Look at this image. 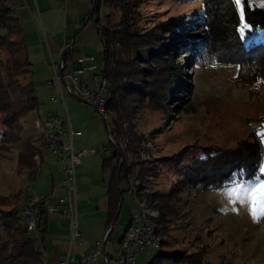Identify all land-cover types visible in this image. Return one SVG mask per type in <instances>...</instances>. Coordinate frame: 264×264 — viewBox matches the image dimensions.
<instances>
[{
  "label": "rangeland",
  "instance_id": "374dc122",
  "mask_svg": "<svg viewBox=\"0 0 264 264\" xmlns=\"http://www.w3.org/2000/svg\"><path fill=\"white\" fill-rule=\"evenodd\" d=\"M37 1L38 4L36 0H10L8 3L9 14L17 18L16 21L22 29L38 106L20 119L16 128L17 137L11 135L7 143L0 145V208L3 210L15 206L23 209L26 198L32 191L45 195L47 200L52 202V178L54 177L57 186L59 182L61 184V177L53 166L57 157L44 149L41 133L35 123L37 119L44 120L49 111L57 108L50 100L54 91L47 86L51 60L58 61L63 51L71 46L72 54L68 59L67 68V71L71 72L79 56L92 55L96 69L81 76L91 88H94L93 85L99 79V73L104 66L103 46L97 26L105 24L108 8H100L99 20L96 21L97 15L88 18L92 7L90 0H87L86 6L80 4L79 7L74 1L67 12L64 11V3L58 0ZM249 4L264 7V0H249ZM203 9V0H138V22L141 30L152 26L159 28L167 23H179L183 27L185 22L196 23L198 16L203 14ZM117 12L111 9L113 19L118 18ZM162 34L165 36L163 41L172 39L167 31ZM17 38L14 35V39ZM138 46L140 49L145 48L142 43ZM184 51H176L175 58L176 62H181L185 85L178 88L177 93L162 98L154 105L149 103L141 108L137 105L131 106V127L136 136L141 134L143 137L140 140V153L134 155V160H141L145 164L148 160L149 165H155L152 168L157 173L150 180H144L141 197L136 196L126 180L120 182L122 203L117 219L109 226L112 231L105 251L114 257L120 255V237L134 210L142 212L140 201L145 199L148 204L160 210V221H152V227L162 229L156 236L163 240L165 250L196 253L205 264H264V213L254 217L248 206L228 195L229 184L205 190L199 186L184 187L180 191L174 189L177 188L176 184L181 179L180 174L185 170L188 158L199 155L203 147L230 150L242 139L257 135V130L264 123V81L250 87L237 83L235 64L206 63V60L201 58L200 62L192 61L187 65L183 60ZM0 57L3 60L7 57L3 48L0 49ZM153 62L154 65L161 66L159 61ZM163 78L165 81V77ZM16 79L23 86L28 81V75L20 74ZM164 81L158 86L159 91H163L162 85L166 87ZM84 106L94 111L99 131L96 142L87 147L94 149L97 154L95 158L86 162L88 155L83 157V166L87 165L83 173L80 172L79 164L75 166L76 216L81 243L96 237L98 242L95 245H102L103 233L108 231L104 230L107 213L104 212L103 202L98 206L93 201L105 200L103 178H107L108 171L102 169L101 160L110 155L111 142L101 114L91 105ZM1 117L0 113V119ZM106 120L111 121L110 113H107ZM2 131L0 120V135ZM120 142L124 148V141ZM259 142L262 152L261 164L264 161V145L260 139ZM30 143L42 157L35 174L21 159V156L27 153L26 149L31 147ZM177 154L188 158L178 163L170 162V158ZM47 155L50 156L49 160H44ZM78 175L83 187L92 190L91 204L80 200ZM61 187L65 194V188L62 185ZM147 190L157 191L160 196L151 201L145 195ZM46 216L57 219L56 230H63L62 218H66L69 232L68 216ZM43 224L44 221L41 220V228ZM32 234L35 235V232ZM42 250L45 256L44 247ZM156 250V247L147 246L136 255L135 264H147L149 256ZM93 264H104L103 255Z\"/></svg>",
  "mask_w": 264,
  "mask_h": 264
},
{
  "label": "trees",
  "instance_id": "16d2710c",
  "mask_svg": "<svg viewBox=\"0 0 264 264\" xmlns=\"http://www.w3.org/2000/svg\"><path fill=\"white\" fill-rule=\"evenodd\" d=\"M90 1L93 3L94 0ZM9 2L10 0H0V49L3 48L7 55L5 60L0 57V120L3 125L0 145L7 143L11 135L17 137L16 128L20 119L38 106L22 29L16 21L17 18L9 14ZM101 7L109 9V13L105 15V24L97 26L104 52V66L99 75L108 84L106 112L111 114L110 122L103 120L111 142V152L101 162L102 169L108 171V230L117 219L122 192L120 182L126 180L136 196L141 197L144 180H150L157 173L152 168L155 165H149L148 160V165L141 160H134V155L140 153V140L143 137L141 134L136 136L131 127V106L137 105L141 108L149 103L154 105L162 98L177 93L178 88L185 85L181 62H176L175 58L178 50H185L183 60L187 65L192 61L200 62L201 58L206 63L235 64V81L244 86L250 87L264 81V7L249 4L246 8L249 30L244 35L247 39L241 38L238 30L240 20L232 0H203V14L198 16L196 23L185 22L183 27L179 23H167L159 28L152 26L146 30H141L139 26L138 0H95L93 12L89 13L88 18L97 15L95 20L98 21ZM110 8L118 11L117 19H113ZM188 28L193 29L186 30ZM166 31L172 37L169 41H163L165 36L162 33ZM14 35L18 38L14 39ZM140 43L145 45L144 49L139 48ZM71 54L72 47L69 46L62 55L67 63L66 68ZM153 61H159L161 66L154 65ZM24 73L28 75V81L21 86L16 77ZM162 81L166 82V87L162 85L163 91H159L158 86ZM120 140L124 141V148ZM30 144L31 147L26 149L27 153L24 152L21 159L35 174L38 164L32 160V156L38 150ZM261 155L257 135L242 139L230 150L205 146L199 155L190 158L177 154L170 158V162L178 163L186 158L189 160L180 174L177 188L174 189L180 191L188 186H199L202 190L218 188L229 184L233 179L238 180L239 175L234 174L239 169L246 170V177L251 176L257 173ZM133 181L139 183L133 184ZM156 192L148 191L145 195L147 199L154 201L160 196ZM24 220L22 209L18 206L9 210L0 208V264H46L43 250L36 244L32 232L26 229ZM152 221L158 223L160 220L156 217ZM160 230L162 229L154 227L156 235ZM44 231L45 227L41 228L39 222L41 243ZM111 231L112 228L106 241ZM162 243L163 240L159 239V247L149 256L147 264H205L196 253L165 250ZM107 256L111 255L107 252Z\"/></svg>",
  "mask_w": 264,
  "mask_h": 264
},
{
  "label": "built area",
  "instance_id": "2783aa9c",
  "mask_svg": "<svg viewBox=\"0 0 264 264\" xmlns=\"http://www.w3.org/2000/svg\"><path fill=\"white\" fill-rule=\"evenodd\" d=\"M67 63L60 58L58 61L51 60L49 65V79L47 86L54 92L50 95V100L57 105L55 110H51L44 120H36V128L41 133L43 146L48 153L55 155L62 163L61 185L66 193L59 195L55 202L47 200L45 195H39L32 191L26 198L22 212L26 229L35 232V241L42 249V243L38 233V225L47 214H63L69 217V236L67 240V253L65 258L59 260L58 264H93L103 255V245L100 243L90 247L80 259L73 255V249L81 243V233L79 231L76 216V182L75 166L82 161V157L87 154L85 149H75L72 143V136L78 131L71 128L65 102L64 94H71L79 97L98 111L103 120L107 119L106 93L107 81L102 76L96 82V86L91 88L85 78H82L87 71H93L96 66L93 64L92 55H82L75 60V67L71 72L67 71ZM60 103L65 109V117L60 115ZM68 124V138L63 129V123ZM42 157L39 153L34 155V160L39 165ZM142 212L134 210L129 225L126 227L119 240L120 255L118 257L106 256L108 264H135L136 255L147 246L159 247V239L152 227V218L160 214V210L148 204L145 199L140 201Z\"/></svg>",
  "mask_w": 264,
  "mask_h": 264
},
{
  "label": "crops",
  "instance_id": "0c3cea01",
  "mask_svg": "<svg viewBox=\"0 0 264 264\" xmlns=\"http://www.w3.org/2000/svg\"><path fill=\"white\" fill-rule=\"evenodd\" d=\"M74 1H75L76 6H78V7L80 6V4H82L83 6H86V4L88 3L87 0H58V2L64 3V11L65 12L68 11L69 6H71V5L73 6ZM37 2L38 1L36 0V3ZM93 86L95 87L96 83ZM64 102H65V107H66V111H67L69 120L71 122V128L73 130L78 131L77 134L72 136L73 146L76 149H85L88 151L86 154V155H88L86 158V162H87L89 159L95 158V156L97 155L93 148L87 149V147L94 144L96 142L95 140H97V132L99 131L97 117H96V115L92 109L84 106V104L89 105L88 103L76 98L75 96H72L71 94H67V93L64 94ZM60 105H61L60 106V115L61 116L63 115L62 117H65V114H66L65 109L62 107V104H60ZM48 113H47V115H48ZM68 128H69L68 124L64 118L63 129L66 132V134H65L66 139L69 137L67 134ZM86 155H84V156H86ZM49 157H50L49 155L45 156L44 160H49ZM83 157H82V161L79 163L81 173H83L87 169V165L83 166V163H85V161L83 160ZM55 159H56V161L55 160L53 161L54 162L53 166L56 168L59 176L62 178V164L59 162V160L57 158H55ZM101 162H102V160H101ZM106 180H107V178L104 177L103 183L105 184V186H104L105 187V195H106ZM78 182H79L78 185L80 187V188H78V190H79L78 194L80 195V200H82L83 203H86V204L90 203L91 204V201L93 200L92 190L90 188L87 189V188L83 187L79 175H78ZM102 189L104 190V188H102ZM50 192L53 196L52 202H55L57 200L58 196L62 195L64 193L60 182H59V186H57L55 184L54 177L52 178V183L50 185ZM102 202H103V206L105 208L104 212L107 213L108 209H107V203H106V196H105V200H103V201L101 199L97 200V201L96 200L93 201V203L98 204V206H101ZM62 221L64 223L63 224V230H56L55 222H57V219H55L54 217H47V216L45 217L44 224H43V227H45V231H44L45 233H44V237H43L42 247H44V249H45L44 251H46V255H45L46 264H58L59 260L65 258V256H66V253H67V246L66 245H67L69 232L67 230V219L62 218ZM106 222H107V220H106ZM106 222H105V229H104L105 231H106ZM106 232L103 233L104 237H105ZM84 239H86V238H84ZM97 242H98V239L96 237L86 239V241L84 240V242L80 243L78 246H75V248L72 251L73 255L75 256L76 259H80L81 256L90 247L97 244ZM105 245H106V243H105ZM103 262L105 264V257L104 256H103Z\"/></svg>",
  "mask_w": 264,
  "mask_h": 264
},
{
  "label": "snow or ice",
  "instance_id": "6c2138e0",
  "mask_svg": "<svg viewBox=\"0 0 264 264\" xmlns=\"http://www.w3.org/2000/svg\"><path fill=\"white\" fill-rule=\"evenodd\" d=\"M232 3L240 20L238 30L241 32V38L247 39L244 33L249 30V25L246 23V8L249 6V0H232ZM257 135L264 145V123L257 130ZM245 174V169H239L238 173L234 174V176L239 175V179L229 182L228 195L248 206L255 217L259 213H264V161L259 165L256 174L247 177Z\"/></svg>",
  "mask_w": 264,
  "mask_h": 264
},
{
  "label": "water",
  "instance_id": "95a60500",
  "mask_svg": "<svg viewBox=\"0 0 264 264\" xmlns=\"http://www.w3.org/2000/svg\"><path fill=\"white\" fill-rule=\"evenodd\" d=\"M94 4H95V0H94L93 3H92V7H91V10H90V14L93 12V6H94ZM88 17H89V16H88ZM64 51H65V50H64ZM64 51H63V53H64ZM63 53H62V55H63ZM61 58H62V56H61ZM76 98L82 100V99L79 98V97H76ZM82 101H84V100H82ZM84 102H85V101H84ZM121 203H122V198H120V201H119V208H118V210H117V214H116V216H117L118 213H119ZM110 229H111V228H109L108 231L106 232L105 237H104V240H103V242H102L103 249H104V256H106V251H105L106 237H107V234H108V232L110 231ZM105 264H108V262L105 261Z\"/></svg>",
  "mask_w": 264,
  "mask_h": 264
}]
</instances>
